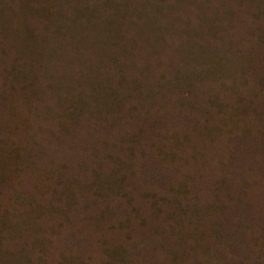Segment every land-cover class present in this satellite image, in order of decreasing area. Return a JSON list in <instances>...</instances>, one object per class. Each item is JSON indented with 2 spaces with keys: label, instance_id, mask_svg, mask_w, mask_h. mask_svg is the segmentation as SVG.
<instances>
[{
  "label": "trees",
  "instance_id": "trees-1",
  "mask_svg": "<svg viewBox=\"0 0 264 264\" xmlns=\"http://www.w3.org/2000/svg\"><path fill=\"white\" fill-rule=\"evenodd\" d=\"M0 264H264V0H0Z\"/></svg>",
  "mask_w": 264,
  "mask_h": 264
}]
</instances>
